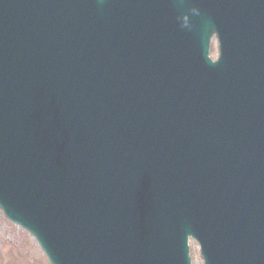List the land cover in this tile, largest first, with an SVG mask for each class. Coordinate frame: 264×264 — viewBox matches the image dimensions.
Listing matches in <instances>:
<instances>
[{
	"label": "water",
	"instance_id": "1",
	"mask_svg": "<svg viewBox=\"0 0 264 264\" xmlns=\"http://www.w3.org/2000/svg\"><path fill=\"white\" fill-rule=\"evenodd\" d=\"M0 209L51 264H264V0H0Z\"/></svg>",
	"mask_w": 264,
	"mask_h": 264
},
{
	"label": "rangeland",
	"instance_id": "2",
	"mask_svg": "<svg viewBox=\"0 0 264 264\" xmlns=\"http://www.w3.org/2000/svg\"><path fill=\"white\" fill-rule=\"evenodd\" d=\"M209 56H218L217 41H210ZM191 264H202L198 244L189 240ZM0 264H48L35 240L21 228L6 219L0 210Z\"/></svg>",
	"mask_w": 264,
	"mask_h": 264
}]
</instances>
